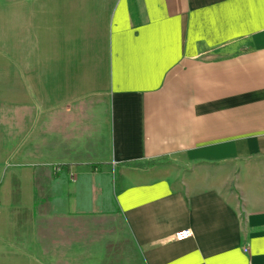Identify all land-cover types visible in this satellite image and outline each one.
Masks as SVG:
<instances>
[{"label":"crops","instance_id":"crops-1","mask_svg":"<svg viewBox=\"0 0 264 264\" xmlns=\"http://www.w3.org/2000/svg\"><path fill=\"white\" fill-rule=\"evenodd\" d=\"M1 33L0 261L104 264L121 224L136 264H264V0H0Z\"/></svg>","mask_w":264,"mask_h":264},{"label":"rangeland","instance_id":"rangeland-1","mask_svg":"<svg viewBox=\"0 0 264 264\" xmlns=\"http://www.w3.org/2000/svg\"><path fill=\"white\" fill-rule=\"evenodd\" d=\"M6 45H5V44ZM18 46L22 49H25V53H12L5 54V47H15ZM32 49V38H9L4 37V35L0 36V62L4 61H32V52H27ZM44 224V222H43ZM54 224V223H53ZM59 224V223H58ZM59 225L54 224V228H52L51 232L53 236H58ZM49 230V229H48ZM50 231V230H49ZM100 233H105V236L101 241L96 240V244L92 245V249L99 247L98 250L100 253H104L103 260H106L104 264H112L114 259H118L124 264H136L139 263V255L134 245L130 241V238L121 224H119L116 228L109 226H102L99 229ZM46 232V230H45ZM50 233H46L44 235H48ZM44 237V236H43ZM32 252L37 253L39 255L40 262L37 264H45L44 258V249L41 247H36V250L32 249ZM6 262L0 261V264H5ZM24 264V262L22 263ZM47 264V263H46ZM53 264H59V261H54Z\"/></svg>","mask_w":264,"mask_h":264},{"label":"built area","instance_id":"built-area-1","mask_svg":"<svg viewBox=\"0 0 264 264\" xmlns=\"http://www.w3.org/2000/svg\"><path fill=\"white\" fill-rule=\"evenodd\" d=\"M191 235L192 232L189 229H182L174 232L173 239L180 241L189 238Z\"/></svg>","mask_w":264,"mask_h":264},{"label":"trees","instance_id":"trees-1","mask_svg":"<svg viewBox=\"0 0 264 264\" xmlns=\"http://www.w3.org/2000/svg\"><path fill=\"white\" fill-rule=\"evenodd\" d=\"M59 168H65V169H66L67 167H62V166H60Z\"/></svg>","mask_w":264,"mask_h":264}]
</instances>
